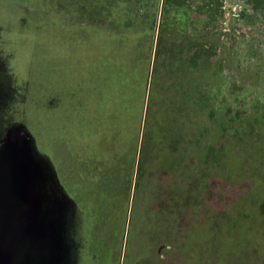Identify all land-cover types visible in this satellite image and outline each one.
<instances>
[{
    "label": "rangeland",
    "instance_id": "rangeland-1",
    "mask_svg": "<svg viewBox=\"0 0 264 264\" xmlns=\"http://www.w3.org/2000/svg\"><path fill=\"white\" fill-rule=\"evenodd\" d=\"M45 1L0 0V264H107L104 253L120 249L115 264H122L129 230L138 246L150 237L151 229L143 233L141 225L150 223L155 212L168 230L166 246L171 252L183 248V257L173 254L166 262L147 254L139 264H200L209 255L220 264H244L243 254L251 264H264V143L259 136L251 141L245 130L249 108L264 116V17L250 11L240 16L245 0H212L215 20L195 30L201 65L190 74L200 75L201 107L196 109V101L185 110L188 123L200 128L201 140L189 139L194 135L189 125L186 146L151 162L158 148L149 146L151 134L145 135V103L138 132L131 134L136 102L128 92L106 96L112 127L106 121L104 134L97 129L89 140L70 133L80 120L105 122L96 116L100 85L120 84V58L106 60L140 39L150 47L144 52L150 53L144 77L149 83L156 43L160 39L167 52L178 44L170 43L172 34L193 31L183 25L194 17L197 1L165 10L162 0H127L133 14L110 18L105 16L115 10L116 0H82L87 15L73 11L74 0ZM137 29L149 34L133 37L131 30ZM137 55L127 56L129 70ZM101 76L102 84L96 80ZM193 90L197 97L199 87L189 85ZM123 95L126 104L113 107L116 100L123 103ZM132 204L140 228L128 225ZM200 223L214 228L209 238H203ZM249 223L255 232L260 229L259 243L242 238L251 232ZM202 230V240H195ZM218 238H227L220 252ZM162 246L158 241L160 252Z\"/></svg>",
    "mask_w": 264,
    "mask_h": 264
},
{
    "label": "trees",
    "instance_id": "trees-1",
    "mask_svg": "<svg viewBox=\"0 0 264 264\" xmlns=\"http://www.w3.org/2000/svg\"><path fill=\"white\" fill-rule=\"evenodd\" d=\"M54 1L58 5V3H60L62 0H54ZM84 1L87 2V0H84ZM84 1L74 0L72 4L73 11L74 12L81 11L84 13V15H87V9L89 8L85 6V4L83 3ZM185 1L186 0H162V7H164V9L166 10V8L169 7L173 3L181 5V4H184ZM196 1L198 5H196L194 8V11H193L194 17L189 22H184L185 25H183V27H186L187 25L191 27L192 25L193 31L185 32L180 37L177 36L176 34H172L171 36L172 39L169 38L171 40L170 43H178V44H175L174 46H170L167 52H163L164 46H162L160 39L156 43L155 56L153 58V67L151 70L152 71V75L150 78L151 81L149 83L147 79L146 81L144 80V77L147 74V70H148L147 68L149 64L147 57H148V54L150 53L145 54L144 52H147L150 49V47L142 46L140 44V39H138L137 42H132V47H130V45L128 44L127 45L129 48L126 47V45L123 46L120 49V51L114 52L112 54L113 56L112 55L110 56L109 54H107L108 55L107 58L110 56L106 60L107 64H108V61L111 60V57H113V59L114 58L117 59L118 57L120 58V62L117 60L119 62V67L117 68V71H116V75L118 74V76L120 77V84L119 83L114 84L113 82H111L109 86L106 84L104 86V84H102L104 76L98 77L96 79L97 82L101 81V84H102L100 85V89H101L100 107L101 108L97 110L96 116H99L98 118L100 119L102 118L103 120L105 119V122L103 123V121L101 120V122L99 123L100 126H98V123L94 124V121H97V119L80 120L81 124L76 127L74 134L70 133V135L72 134L71 137H73V135L78 137V135L81 133V135H84L86 139L91 140L94 136V133L97 132V129H98V133L100 132L101 134H104V132L106 131V129H104V126H106V121L109 123L108 127H112V124H110L111 122L109 121L111 117V112H112V110H110L112 108V105L110 103H104V102L106 101V96H108L109 94H115L116 91L118 92L123 91V92H128L129 94H131L129 98H133L134 103L136 102L139 104L136 106V103H135L134 108L132 107V110L130 112V116L132 117V123L133 125H135V127L131 126V129H130L131 134H136L138 132L136 125L137 127L140 125L142 105L145 103L146 115L145 116L143 115L144 120H142V123L144 122L146 125L145 135L149 136L151 134L148 145L153 146L155 149L157 148L159 149V154H158V149H157V152L154 155V159L151 162H154L155 160L157 161L159 158V155L164 152H167L171 149L178 151L182 149L184 146H186V144L184 143V140L187 139L186 132L187 131L189 132V129L187 127L189 125L192 126V122L188 123L185 110L188 105L191 106L192 102L194 105L196 101L200 103L196 109L200 110V107H201L200 75L198 76V74H195L192 77L190 76L191 72L196 71V66L200 67L201 65L200 64L201 58L199 56V54L201 53V50L197 44V42L201 44V40L200 38H197V39L195 38V35H196L195 30L197 31V29H200L201 24H205L206 22L215 20V17H213V14L216 13L215 11L213 12L210 7V4H212V0H196ZM245 3H246V6L242 10V15L240 16L244 17L246 15V12L250 11V13L254 15H260L261 17L262 16L264 17V0H245ZM126 12H129L130 15L133 14L132 11L127 6V0H116L115 10H111L109 12V15H106L105 17L106 18L115 17L119 13L125 15ZM181 19H184L183 16H181ZM131 31H136V32L131 33L132 36L136 38H141L144 33L149 34L148 30H144L143 32L140 29L131 30ZM128 34L129 35L127 36L130 37L131 36L130 33ZM158 35L160 36L161 34L159 33ZM214 40L217 42L219 41V39H216V38ZM184 42L186 44H184ZM140 49H142V51H140ZM168 52H169L168 57L163 58L162 57L163 53H168ZM136 53H138L137 58H136L138 62L136 65H133V66L130 65L132 70H129V68L126 67V62H127L126 58L128 55L133 56ZM143 53L144 55H142ZM140 54L142 56H140ZM188 77L190 80L188 79ZM96 85L97 87H99L98 84ZM189 85L195 89H196V85L197 87H199V90L197 91V95H198L197 97L195 96L196 95L195 90H193L192 92L189 91ZM134 89H135V95H133ZM122 98H123V103H121V100H116L115 105L113 107L116 106L118 109L121 107V105L124 106L126 104L125 102L128 96L123 95ZM107 104L109 106V110H106L105 108V106L107 107ZM102 109H104L105 112ZM193 110L195 112L194 106H193ZM224 112L226 113V111ZM224 112L223 114L226 116ZM260 112L261 111L259 112L253 111L250 108L248 109L247 117L249 118V121L247 122V128L245 127V130L247 131V133L249 132L248 136L251 139V141L256 140V137L259 136L261 140L263 137V143H264V122H263L264 120L262 118L264 116L260 115L259 114ZM86 116H88V114H86ZM115 126L116 125H114V127ZM117 127H121L122 129L123 126H120L119 124ZM200 131H201L200 128H198L196 131L195 128L193 127L194 135L193 136L189 135V139L192 140L193 138H196V141L201 140ZM217 134L220 135L223 133L222 131L220 132V130H217ZM195 135L198 137H194ZM151 143H154V144H151ZM143 148L144 150L146 149L144 144H143ZM207 154L205 152L204 160H206V162L209 163L211 160V157H210V154L208 155ZM237 157L241 158V155L238 154ZM143 158H141V160H138V166H139V170L137 171L138 175H140V173L142 175L143 167H141V165H143L142 164ZM130 172L131 170L128 172V175L130 174ZM80 176H82V173L80 174ZM160 176H162V173L160 174ZM259 183H260L259 181L256 183L257 186H255V188L257 189H254V190H258ZM51 187L55 195L59 197L57 194V191L54 189L55 187L52 186V184H51ZM58 192L60 193V195L63 193V191L61 190H58ZM63 197L64 195L62 196V198ZM62 201L65 203L63 199ZM135 207L136 206L132 204L130 214H129L130 221L128 224L130 228H134V226H138V222L137 224H135V220H134L136 219ZM93 214H94L93 221H96L97 212ZM252 214L253 213H250L246 216L251 218ZM126 215H127V207L125 208V211L124 210L120 211V217L124 218V216L126 217ZM177 216H178L177 219L178 218L180 219L178 214ZM151 217H152L151 219L152 221H149L150 223L148 224L142 223L141 225L142 231L143 229H145L143 233H146L147 228H150L152 231L151 235L150 237L147 236L145 238L146 239L145 241L142 240L143 241L142 243L139 242L138 243L139 247L133 246V244L131 243V241L133 242L134 239L132 238V236H130L132 232L130 234V230H129V235L126 239V245L124 249V257H123L124 260L122 264H139V262L147 254L158 256L162 258V260H164V257H165L166 262H168L169 257H171V255L173 254L176 256L177 255L182 256L183 248L180 250L178 248L177 250L176 248H173L172 250L173 252H171L170 247L166 246L167 244H169L168 243V230L166 229L164 224L157 222L159 219V216H157V212L152 213ZM210 220L211 219L207 218V222H210ZM202 222H203V219H202ZM150 224L151 226H149ZM156 225L160 226V228L156 227ZM208 225L205 226L204 224L203 226L202 223L199 224V226L204 228V233L202 230L201 233L198 234L194 238L195 240L197 241L202 240V236H201L202 233L204 235L203 238L206 237L205 239L211 236V232H213L212 229L214 228L211 229ZM251 225L252 223L251 224L249 223V226H248L250 227L251 232L247 233V231H245L242 238L248 239L255 243H259L257 239L260 237L261 231L259 228H257L258 231L255 232L256 228ZM138 228H140V226H138ZM252 233L254 236H251ZM54 236H55V244L57 245V247L53 251V254L55 255L54 261L56 262L57 256L59 255L56 230H54ZM142 237L143 236H141L139 240H141ZM226 239L227 238H224V239L218 238L217 240L218 248H221L219 252L225 250V248L223 247L227 245ZM158 241H160V244L163 245L162 246L163 249L161 252L159 251V249H157ZM189 241L191 240L189 239ZM119 254L121 255V249L119 252L117 250L116 253L115 252L112 253V251H110V253H104V261L108 264V256H109V260L111 257L109 264H115L117 261L116 258H118L117 256ZM114 255H116L115 259H114ZM131 256L135 257V262L130 261ZM112 258H113V261H112ZM243 258L245 262L244 264H251L249 263L251 261H249V257L247 254H243ZM245 260H247L248 262H246ZM221 262L222 261H220L216 257L213 258L212 255H209L208 257L202 258L200 264H220ZM170 263H171V260H170ZM175 264H177V261H175Z\"/></svg>",
    "mask_w": 264,
    "mask_h": 264
},
{
    "label": "bare ground",
    "instance_id": "bare-ground-1",
    "mask_svg": "<svg viewBox=\"0 0 264 264\" xmlns=\"http://www.w3.org/2000/svg\"><path fill=\"white\" fill-rule=\"evenodd\" d=\"M21 199V198H20ZM18 201V200H17ZM26 256H24V258H25Z\"/></svg>",
    "mask_w": 264,
    "mask_h": 264
}]
</instances>
